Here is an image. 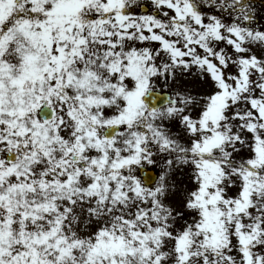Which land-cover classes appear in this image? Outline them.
Listing matches in <instances>:
<instances>
[{"label": "snow or ice", "instance_id": "obj_1", "mask_svg": "<svg viewBox=\"0 0 264 264\" xmlns=\"http://www.w3.org/2000/svg\"><path fill=\"white\" fill-rule=\"evenodd\" d=\"M141 6L0 0V264H264L253 0ZM181 74L207 90L162 101L158 81ZM177 164L194 185L183 210Z\"/></svg>", "mask_w": 264, "mask_h": 264}, {"label": "rangeland", "instance_id": "obj_2", "mask_svg": "<svg viewBox=\"0 0 264 264\" xmlns=\"http://www.w3.org/2000/svg\"><path fill=\"white\" fill-rule=\"evenodd\" d=\"M150 0H142V5H146ZM253 5L257 10V24L264 25V0H253ZM159 89L162 92L172 93V90L179 91H189L193 95L197 93H203L207 90V85L202 83L198 77L190 76L187 74H181L176 77L175 80H169L165 84L162 80L158 81ZM198 111V110H197ZM195 115V111L193 113ZM166 127H168L174 136L183 138L185 136L183 125L179 123L178 120H173L171 122H166ZM241 155L247 156L245 150H241ZM143 167L155 170L157 174L160 171V165H147ZM169 182L171 184V193L168 196V203L177 208L183 210L184 199L188 190H191L194 185L189 177V169L187 166L182 164H177L175 169L169 174ZM235 191V189H233ZM190 215L189 212H185V219ZM183 223V221H180Z\"/></svg>", "mask_w": 264, "mask_h": 264}, {"label": "water", "instance_id": "obj_3", "mask_svg": "<svg viewBox=\"0 0 264 264\" xmlns=\"http://www.w3.org/2000/svg\"><path fill=\"white\" fill-rule=\"evenodd\" d=\"M167 95H169V94L162 95V101H166L167 100ZM141 173L144 176V178L146 180H148V181L153 180L156 177V175L153 172H151V171H145V170L142 169Z\"/></svg>", "mask_w": 264, "mask_h": 264}]
</instances>
